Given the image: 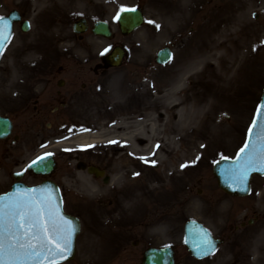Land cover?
Segmentation results:
<instances>
[{
    "label": "rangeland",
    "instance_id": "obj_1",
    "mask_svg": "<svg viewBox=\"0 0 264 264\" xmlns=\"http://www.w3.org/2000/svg\"><path fill=\"white\" fill-rule=\"evenodd\" d=\"M37 1L4 0L3 7H6L7 11L13 6H20L31 15L34 34L23 33L16 28L13 40L0 60L2 68L5 65H12L8 64L7 58L14 55L22 56L24 64L29 62L17 75L30 72L31 62L41 60V56H68L73 63H81L86 70L95 61L101 60L109 45L122 42L128 49V57L122 66L107 70L78 95L77 103L71 102L70 113L73 117H69L72 125L66 129L68 138L74 136L77 131L93 130L92 127L98 123L95 121L99 118L98 111L104 108L111 111L118 105L121 106V110L129 108H133V112L145 110L147 116L149 111L151 113L154 111L151 118L155 117L157 123L164 125V132L171 133V126L176 122V118L179 119L181 114H185L184 105L172 110L177 113H169L165 107L154 104L150 106V101L157 94L156 81L165 75H172V72L176 71L184 61L192 57H201V54L198 55L195 50L200 43L206 42V30L210 32L215 27L217 19L232 13L240 14L241 30L243 27L251 29L254 38L250 59L245 65L237 63L233 67L231 75L232 78L236 77L231 80V85L230 82L224 88L218 82H212L210 69L204 67L202 69L201 64L195 68L194 78H188V74L183 76L184 80L181 78V87L186 88L184 92L190 93L193 91L192 88L200 90L206 102L199 108V116L193 128H189V136L180 137L177 144L184 146L188 137L201 135L210 124L213 126L209 138H213V143L211 142L210 148L204 145L198 146L193 157L194 165L181 168L182 179L179 182L175 181L176 184L180 183L179 191L176 190L173 181L170 182L172 186L165 188L171 190L169 193L171 198L166 199H170V202H160L162 207L158 206L160 199L157 193L149 191L145 174L149 176L147 182L152 185L158 184L156 180L152 181L150 176L160 178L165 174V165L169 163L172 152L163 153L158 152L157 149L148 167L139 163H135L137 167L130 166L133 170H142L143 173L137 178H131L129 175L128 179L135 180L136 185L147 192L142 204L148 207H140L142 215L137 218L132 212L136 208L133 206V199L121 201L116 195L122 192H114L113 195L101 200L85 190L91 180L89 175L78 170L75 173L70 168L63 180L66 206L80 216L82 230L78 239L76 257L66 264H121V260L125 259L124 256H136V250L128 248L125 252L121 251L120 238L125 235L123 242L126 244L130 237H139L137 234L139 229L149 233L146 236L140 233L142 245L148 242L177 243L179 264H264L261 262L264 260V236L257 237L258 234L251 233L254 229H264V176L253 178L252 191L249 195L232 197L218 187L212 171L215 160L221 156L235 155L243 144L251 116L264 87V0H69L66 5L63 4L47 14L39 10ZM137 5L143 7L145 23L130 35L123 36L117 31L115 39L111 42L91 34H87L81 41L74 35L72 23L79 16H86L92 20L106 17L111 21L121 7ZM39 7L42 8L43 5L40 4ZM254 12L259 13L258 18L253 17ZM156 25H159V28ZM33 39L34 55L28 56L32 52L26 53L28 47L26 45L29 44V40L33 44ZM169 43H174L173 58L165 65L156 63L157 51ZM227 50V53H231L233 57L238 52L237 49ZM226 60L232 61L228 57ZM82 79L90 81L87 77ZM169 86L167 84L163 90H167ZM130 96L131 100H129ZM204 107L207 109L205 110ZM168 114L171 115V119L166 125ZM29 133L31 132L27 134ZM36 144L38 146L34 149V155L46 148L47 143L37 139ZM81 145L83 144L62 142L53 149L59 156L60 154L70 156L69 153L81 150ZM87 149L91 151L93 157L101 158L104 163L110 164V150H106L105 145L90 146ZM135 162L139 161L135 160ZM182 165L184 164L181 163L180 167ZM109 172L111 179L108 184L103 183L101 179H95L104 190L111 188V183L117 178L116 174L118 175L116 170L110 169ZM165 182H169L167 178ZM94 185L97 186L96 183ZM191 201H196L197 206ZM164 205L171 206L163 207ZM158 213L159 215L167 213L166 217L171 214L174 218L165 221L151 220L154 219L152 216H158ZM107 216H116L117 221L108 222L110 219L107 220L105 218ZM189 218L202 220L216 236L224 239V243L207 259H194L185 247L183 228ZM249 219H252V223L242 225ZM107 223L117 224L111 226ZM143 223L148 225V229L142 230ZM104 225L113 229H116V226L119 228L117 231L119 238L117 241L114 238L110 240L114 246L111 245L106 256L104 255L107 249L104 246H95L106 231ZM129 225H134L135 231L128 229ZM141 244L133 246L130 243V246L133 249H140L138 247ZM92 249L94 254L91 253Z\"/></svg>",
    "mask_w": 264,
    "mask_h": 264
},
{
    "label": "bare ground",
    "instance_id": "obj_2",
    "mask_svg": "<svg viewBox=\"0 0 264 264\" xmlns=\"http://www.w3.org/2000/svg\"><path fill=\"white\" fill-rule=\"evenodd\" d=\"M241 25V16L238 13H232L227 17L217 19L215 27L210 32L206 30V42L200 43L195 50L198 55L201 54V57H192L184 61L176 71L172 72V75H165V77L156 81V86L158 87L156 88L157 94L150 101V106L154 104L165 107L166 111L171 113L174 112L172 110L184 105L185 114H181L179 119L176 118V122L171 126V133L164 132V125L160 122L157 123L155 117L149 118V115H154V111L152 113L149 111L147 116L146 112H133L131 108L121 111L122 108L118 105L111 111L101 110L102 112L98 113L99 118L95 121H101L98 125L99 131L92 135L93 139L88 140L101 139L114 147L115 154L117 157H120L121 161V163L117 164L119 175L114 185L118 183L116 189L125 192L124 198L133 200L143 199L140 188L137 185L130 181H124V178L132 170L130 166H137L135 163L138 162H135V160L139 161L143 157L145 159L142 160L148 162L155 155L157 149L158 152L173 153L170 157L171 159L168 161L169 163L165 165V174L160 179L157 178L160 183L150 186V190L157 193L158 197L163 200L169 195L165 188L172 186L170 182L173 181L175 183V181L179 182L182 179L178 165L182 163L193 166L195 162L193 157L197 152V147L204 145L206 148H210L211 142L213 143V138H209L213 124H210L206 131L201 132V135L188 137L184 146L177 144V140L180 137L189 136V128H193L192 126H194L199 116L198 110L206 102L203 92L200 90L192 88V92H184L186 88L181 87V78L185 73H190L189 78H194L195 68L200 63L204 68L210 69L212 82H218L224 88L230 82L231 85L236 77L232 78L231 75L233 67L237 63L246 64L250 59L253 48L252 43H254L253 31L247 27H243L242 31ZM227 49H237L238 52L233 57L231 53H227ZM227 57L232 61L226 60ZM248 71L249 65L247 66ZM167 84L170 85L169 88L163 90V87L167 86ZM204 108L205 110L207 109V107ZM169 119H171V115L168 114L166 125H168ZM85 137L88 138L89 134H86ZM113 141L116 143H112ZM198 141H200V144H198ZM125 155L132 157L134 161L123 163V156ZM125 168L126 172L124 173L123 170ZM165 178L169 182H165ZM148 179L149 176L145 175V180L147 181ZM175 184L176 190L179 191L181 189L180 183ZM90 185L89 183L85 187L90 193L98 196V198L106 195L104 192L98 193V190ZM105 218L107 220H116L114 216H107Z\"/></svg>",
    "mask_w": 264,
    "mask_h": 264
},
{
    "label": "snow or ice",
    "instance_id": "obj_3",
    "mask_svg": "<svg viewBox=\"0 0 264 264\" xmlns=\"http://www.w3.org/2000/svg\"><path fill=\"white\" fill-rule=\"evenodd\" d=\"M129 11L134 12L135 9H120V12ZM120 12L117 20L121 19ZM11 37L10 22L0 16V54ZM52 155L47 153L33 161L29 168L43 165ZM221 159L228 158L221 156ZM253 171L264 172V103L257 107L248 129V141L237 153L235 163L226 170V175L233 184L246 190L248 177ZM75 232L76 228L62 214L60 204L50 189L17 188L0 196V264H60L71 255ZM199 248L205 255L214 253L215 244L209 233H203Z\"/></svg>",
    "mask_w": 264,
    "mask_h": 264
},
{
    "label": "flooded vegetation",
    "instance_id": "obj_4",
    "mask_svg": "<svg viewBox=\"0 0 264 264\" xmlns=\"http://www.w3.org/2000/svg\"><path fill=\"white\" fill-rule=\"evenodd\" d=\"M46 73H37V79L42 80V84L45 88L49 87L52 83L51 77H43ZM61 94V93H59ZM57 100V97H46L42 100V105L40 111H43L53 102ZM6 99L4 98L1 104L2 108L6 107ZM35 109L39 110V106L35 105ZM23 125V121L19 116L18 112L15 113V127H20ZM19 146V141H14L13 138H9L0 143V170L7 172L13 168H17L20 165L22 158L21 155L16 151V147ZM21 168V167H19ZM17 168V169H19ZM16 170V169H15Z\"/></svg>",
    "mask_w": 264,
    "mask_h": 264
},
{
    "label": "water",
    "instance_id": "obj_5",
    "mask_svg": "<svg viewBox=\"0 0 264 264\" xmlns=\"http://www.w3.org/2000/svg\"><path fill=\"white\" fill-rule=\"evenodd\" d=\"M234 165V163H232L231 165L230 164H221V163H218L217 165H216V167H215V172L216 173H218L219 172V170L223 167V172H225V170H227V169H229V168H231L232 166ZM219 167H220V169H219ZM223 175H225V173L223 174ZM218 176H219V181H220V183H221V185L224 187V188H226L227 190H229V191H231V192H233V193H237V194H244V193H246V192H248L249 191V177H248V180H247V189L246 190H241V186L240 185H237V184H233L230 180H228V178H227V181L230 183V185L229 184H226V183H224L223 181H222V179H221V176L218 174ZM226 177H227V175H226ZM239 186V187H238ZM40 188H46V189H50L51 191H52V193H54L55 194V196H56V198H57V201L59 202V204H60V211L62 212V209H61V205H62V203H61V201L59 200V197H58V189L54 186V188L53 187H51V186H49L48 185V183H44L43 185H41L40 186ZM236 189V190H233V189ZM62 214L69 220V221H71V223H72V225L76 228V232H75V234H74V236H73V246H72V252H71V255H69V256H72L73 255V252H74V250H73V248H74V241H75V237H76V234H77V232H78V230H79V225H78V221L75 219V218H73V217H71V216H69V215H65L63 212H62ZM195 242H198L197 240H195L194 241V245H195ZM197 248L196 249H198L199 251H200V248H199V246H196ZM191 248V247H190ZM154 255V254H156L157 256H155L154 258H149V261H150V263H153V264H170V262H171V256H169V252H165V250H162V251H157V252H150V253H148V255ZM166 255H168V258H167V256ZM68 256V257H69Z\"/></svg>",
    "mask_w": 264,
    "mask_h": 264
}]
</instances>
